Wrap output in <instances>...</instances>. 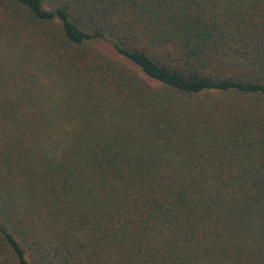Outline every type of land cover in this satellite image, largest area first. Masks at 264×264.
Segmentation results:
<instances>
[{
	"label": "trees",
	"instance_id": "16d2710c",
	"mask_svg": "<svg viewBox=\"0 0 264 264\" xmlns=\"http://www.w3.org/2000/svg\"><path fill=\"white\" fill-rule=\"evenodd\" d=\"M0 264H264V0H0Z\"/></svg>",
	"mask_w": 264,
	"mask_h": 264
},
{
	"label": "rangeland",
	"instance_id": "374dc122",
	"mask_svg": "<svg viewBox=\"0 0 264 264\" xmlns=\"http://www.w3.org/2000/svg\"><path fill=\"white\" fill-rule=\"evenodd\" d=\"M99 46L101 47V48H103L104 50H106L108 53H110L111 55H116L114 52H113V50L109 47V46H107L106 44H103V43H100L99 44Z\"/></svg>",
	"mask_w": 264,
	"mask_h": 264
}]
</instances>
